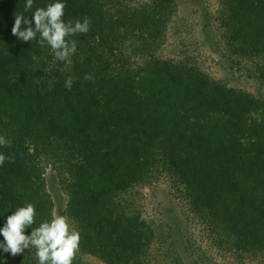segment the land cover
Masks as SVG:
<instances>
[{
    "label": "trees",
    "instance_id": "obj_1",
    "mask_svg": "<svg viewBox=\"0 0 264 264\" xmlns=\"http://www.w3.org/2000/svg\"><path fill=\"white\" fill-rule=\"evenodd\" d=\"M217 1L230 59L263 65L264 0ZM54 2L33 0L25 11L26 0H0V135L11 141L0 154L14 158L0 166V228L27 203L36 209L32 228L53 218L49 166L82 253L151 264L158 227L130 195L162 175L182 190L187 219L204 224L214 246L239 262L264 260V98L159 53L177 0H60L65 22L91 21L87 34L69 37L77 41L70 64L40 47L39 36L23 43L12 35L15 14L30 18ZM248 74L264 82L263 67ZM170 221L177 264H215ZM35 251L13 257L0 249V264H38Z\"/></svg>",
    "mask_w": 264,
    "mask_h": 264
},
{
    "label": "rangeland",
    "instance_id": "obj_2",
    "mask_svg": "<svg viewBox=\"0 0 264 264\" xmlns=\"http://www.w3.org/2000/svg\"><path fill=\"white\" fill-rule=\"evenodd\" d=\"M177 3V11L167 26L165 42L159 53L168 59L187 60L223 84L264 98V82H260L254 74L252 78L248 74L259 67L264 68V63L257 66L256 63L240 62L232 58L233 61L245 66V69L241 68L242 70L237 69L236 64L230 63L232 60L228 55L218 21V1L177 0ZM134 106L137 110H142L140 114L142 118L144 107L141 104H134ZM44 175L47 179V189L54 203L53 216H65L62 212L66 207L67 197L58 185L55 170L47 166ZM130 200L136 205L143 218L154 228L158 227L156 230L158 238L150 251L151 264H177L175 258L177 256L171 244H175L178 234L165 227V223L170 220L172 222L174 219L187 228L188 236H191L196 246L215 261V264H264V260L260 258L246 259L245 257V260L239 262L231 253H224L214 246L211 238L213 236L207 231L205 225L199 220L187 219L189 209L183 192L168 177L159 175L150 184L136 187L131 192ZM65 217L76 229L74 222L67 215ZM160 231L162 234H159ZM75 258L90 264H106L95 256L82 253L80 249Z\"/></svg>",
    "mask_w": 264,
    "mask_h": 264
},
{
    "label": "clouds",
    "instance_id": "obj_3",
    "mask_svg": "<svg viewBox=\"0 0 264 264\" xmlns=\"http://www.w3.org/2000/svg\"><path fill=\"white\" fill-rule=\"evenodd\" d=\"M33 0H26L25 11L31 10ZM65 3L56 0L44 8H37L30 18L23 14H15L11 33L23 43L37 40L40 47H49L55 60L71 63V57L76 53L77 41L69 37L77 34H87L91 21L85 17L83 21L65 22ZM34 22L35 27L32 26ZM22 25L25 26L22 29ZM86 80H93L91 75H85ZM71 77L65 81V87L71 90ZM0 146H11V141L0 135ZM5 160L14 162L13 157L0 154V166ZM36 209L32 203L17 208L8 215L6 222L0 228V249L10 253L13 257L22 254L29 248H34L38 264H73L76 253L79 251L80 234L70 224L65 216L55 215L50 221L42 222L39 227L35 224ZM31 229V234L25 231Z\"/></svg>",
    "mask_w": 264,
    "mask_h": 264
}]
</instances>
